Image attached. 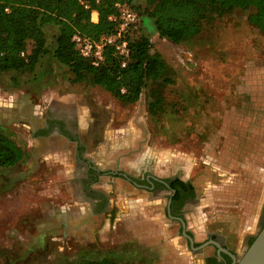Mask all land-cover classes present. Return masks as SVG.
<instances>
[{
    "label": "rangeland",
    "instance_id": "374dc122",
    "mask_svg": "<svg viewBox=\"0 0 264 264\" xmlns=\"http://www.w3.org/2000/svg\"><path fill=\"white\" fill-rule=\"evenodd\" d=\"M127 4L139 17L130 38L147 36L150 52L166 64V79L147 80L135 100L117 98L90 74L75 79L51 56V23L43 27L49 51L31 70L0 73L1 125L25 150L20 162L0 167V264H85L102 256L168 264L175 251L178 264H197L200 254L215 256L211 244L190 248L179 223L163 215V198L126 180L106 176L96 184L110 199L108 210L88 215L55 172L61 161H40L43 149L28 136L34 122L21 117L24 98L40 113L47 103L66 109L75 102L78 130L103 169L191 181L186 233L197 244L216 232L239 254L261 226L264 34L247 21L251 9L215 12L200 34L175 44L157 33L145 0Z\"/></svg>",
    "mask_w": 264,
    "mask_h": 264
},
{
    "label": "trees",
    "instance_id": "16d2710c",
    "mask_svg": "<svg viewBox=\"0 0 264 264\" xmlns=\"http://www.w3.org/2000/svg\"><path fill=\"white\" fill-rule=\"evenodd\" d=\"M129 1L0 0V73L31 70L39 58L49 51L43 27L51 23L57 28L51 56L67 66L75 79L90 74L96 85L112 92L117 98L135 100L147 80L162 81L167 77L161 54L150 52L149 38L145 35L130 38L129 31L135 28L138 21L125 36L129 55L124 66L120 65L119 58L110 47L104 50L102 60L93 62L82 57L71 41L74 32L91 38L112 33L116 26V3ZM145 4L157 33L174 43L190 40L200 33L203 25L213 20L215 12L224 13L233 8H250L247 21L264 34V0H145ZM92 10L97 12L96 21L90 19ZM24 155L25 150L0 124V167L13 166ZM252 239L249 238L248 244ZM225 256L228 264L230 258ZM85 264L127 262L102 256L90 259Z\"/></svg>",
    "mask_w": 264,
    "mask_h": 264
},
{
    "label": "flooded vegetation",
    "instance_id": "af4514ba",
    "mask_svg": "<svg viewBox=\"0 0 264 264\" xmlns=\"http://www.w3.org/2000/svg\"><path fill=\"white\" fill-rule=\"evenodd\" d=\"M36 105V103H32L30 100L28 102L24 98L23 107L20 108L23 113H26L21 115L22 120L34 122L33 127L28 132L29 139L36 141L43 149V153H41L43 158L40 161L43 162L47 159L45 160L47 165L53 160L61 161L62 166L55 172L64 176V188H71L67 191L69 195L75 196L87 204L88 215L97 216L108 210L110 200L108 195L103 190L97 189L95 185L102 183L104 177L111 176L126 180L134 188L150 193L152 196L163 198V215L167 219L178 222L181 234H187L185 210L189 207V201L195 197V187L191 181L182 179L177 175L157 177L151 173L136 178L126 174L118 167L103 169L95 163L89 154L88 143L85 140L89 136L83 137L82 132L78 130L79 114L75 102L66 109L61 108L58 104L50 105L47 103L43 107L42 113L37 112ZM97 136L95 134L94 138L97 139ZM45 153L47 154L45 155ZM260 223L261 225L264 223V218ZM219 235V233L210 232L204 242L213 240L220 247L227 249L224 242L217 241ZM185 238L189 242V239ZM204 242L197 244L192 240V244L189 246L193 250H200L205 245L211 244L215 248L214 258L209 260L211 264H227L225 255L228 256V254L213 243H207L197 249L193 248Z\"/></svg>",
    "mask_w": 264,
    "mask_h": 264
},
{
    "label": "built area",
    "instance_id": "2783aa9c",
    "mask_svg": "<svg viewBox=\"0 0 264 264\" xmlns=\"http://www.w3.org/2000/svg\"><path fill=\"white\" fill-rule=\"evenodd\" d=\"M116 6L117 14L116 18L114 17L116 19V26L112 33L102 34L98 38H91L79 32H74L71 35L73 46L82 57L89 58L93 62H98L102 60L104 50L110 47L119 58L120 65H125L129 55L125 36L138 21L139 17L136 11L125 2L116 3ZM109 18H112V16H109Z\"/></svg>",
    "mask_w": 264,
    "mask_h": 264
},
{
    "label": "water",
    "instance_id": "95a60500",
    "mask_svg": "<svg viewBox=\"0 0 264 264\" xmlns=\"http://www.w3.org/2000/svg\"><path fill=\"white\" fill-rule=\"evenodd\" d=\"M0 124H2L1 121ZM185 236L189 239L190 244H192L191 237L187 234H185ZM207 243H213L218 246L220 250L227 253L231 259L229 264H264V223L257 229L252 241L247 244L239 254H235L225 248L220 247L219 244L213 240L206 241L200 246L193 248H200Z\"/></svg>",
    "mask_w": 264,
    "mask_h": 264
},
{
    "label": "crops",
    "instance_id": "0c3cea01",
    "mask_svg": "<svg viewBox=\"0 0 264 264\" xmlns=\"http://www.w3.org/2000/svg\"><path fill=\"white\" fill-rule=\"evenodd\" d=\"M92 12H95V10H92L91 11V13ZM96 13V12H95ZM97 17V16H96ZM93 20V19H92ZM94 21V20H93ZM95 21H96V18H95ZM198 34H200V33H198ZM197 34V35H198ZM189 40H187V41H183V42H179V43H175V44H180V43H185V42H188ZM174 43V42H173ZM131 257H133V256H131ZM177 257V253H176V251L174 252V254H173V258H170L171 260L170 261H168L169 263L168 264H178V258H176ZM207 256V252H206V254H200V256H199V262H197V264H210V258ZM214 258V257H213ZM135 259H130L129 258V262H127V264H132V263H134L135 261H134ZM153 261V260H152ZM122 262H124V261H122ZM146 262L148 263V262H150V261H148V260H146ZM162 262V261H161ZM218 263V262H217Z\"/></svg>",
    "mask_w": 264,
    "mask_h": 264
}]
</instances>
